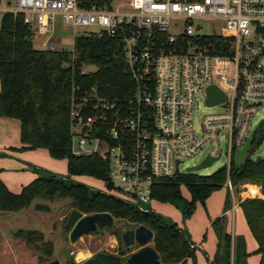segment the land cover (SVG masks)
I'll list each match as a JSON object with an SVG mask.
<instances>
[{
	"label": "built area",
	"instance_id": "obj_1",
	"mask_svg": "<svg viewBox=\"0 0 264 264\" xmlns=\"http://www.w3.org/2000/svg\"><path fill=\"white\" fill-rule=\"evenodd\" d=\"M7 15L22 21L33 45L42 38L41 50L64 51L54 40L58 16L75 41L97 35L121 43L132 84L126 95L113 98L73 81L70 102L73 153L108 163L107 194L153 211L144 205L153 202L154 183L181 173L205 149L207 157L227 156L234 194L231 165L248 139L241 163L254 144L250 132L264 102V0H15L14 6L0 0V67ZM201 19L224 20L228 34H200ZM214 38L224 42L214 45ZM69 53L74 64L75 45ZM86 69L81 74L91 73ZM212 86L227 101L209 108L225 106L224 112L196 126L200 98L206 103Z\"/></svg>",
	"mask_w": 264,
	"mask_h": 264
},
{
	"label": "trees",
	"instance_id": "obj_2",
	"mask_svg": "<svg viewBox=\"0 0 264 264\" xmlns=\"http://www.w3.org/2000/svg\"><path fill=\"white\" fill-rule=\"evenodd\" d=\"M31 35L19 18L6 16L1 29L0 117L20 121L22 150L46 149L52 158L66 159L70 177L38 174L37 179L18 194L10 191L0 179V213H18L35 202L68 200L74 202L76 209L84 215L108 213L129 226L148 227L154 233L152 246L161 255L163 264H187L188 259L195 258V249L187 234L176 224L167 222L153 211L141 212L112 195L71 179L91 176L112 189L108 163L98 156L84 157L73 153L70 102L73 81L87 87L97 86L104 95L113 98L126 95L132 84L125 73L126 59L121 43L106 36L78 37L75 41L77 60L73 64L67 51L36 49L30 41ZM223 42L222 38L211 39L214 45ZM65 65L68 68H64ZM91 66L96 67V71L81 74L84 67ZM230 181L234 189L240 183L258 184L264 193V159L257 163L247 158L240 165L233 161ZM227 182V170H218L210 176L177 173L171 179L154 183L152 200L177 203L184 215L190 217L198 203L205 205L213 193L227 187ZM182 187L188 189L190 201L183 197ZM244 189L243 197L262 195L257 185L247 184ZM240 206L258 243L256 253L261 255L260 264H264V199H246ZM115 229L112 232L118 235L119 230ZM14 236L29 245L44 238L36 230L23 229ZM219 250L218 264H248L250 254L242 236L232 238L226 234L224 241H220Z\"/></svg>",
	"mask_w": 264,
	"mask_h": 264
},
{
	"label": "rangeland",
	"instance_id": "obj_3",
	"mask_svg": "<svg viewBox=\"0 0 264 264\" xmlns=\"http://www.w3.org/2000/svg\"><path fill=\"white\" fill-rule=\"evenodd\" d=\"M4 2H11L12 6L15 4V0H3ZM2 3V2H1ZM203 30L200 34L212 35L228 34L226 22L221 19H201L200 20ZM78 33H82V29L78 30ZM54 40L58 44L59 50L71 52L75 45V37L73 28L65 25L60 16L57 17L56 33ZM34 47L36 49H42V38L36 36L34 39ZM88 72L96 71V67H87ZM225 106H218L216 108H209L205 104V97L200 98L199 107L194 117L195 125H199L204 116L213 113L224 112ZM0 117V124H4ZM14 123V121H11ZM0 125V130L3 126ZM9 131L0 133V171L8 174V184L12 189L21 191L22 187L29 185L36 180L38 174H53L58 177H70L68 174V165L66 159H54L48 156L45 151L38 152H26L20 147L21 143V127L9 125ZM250 137L255 140L251 146L247 158L256 161L258 157L264 159V102L258 115L254 117L253 125L250 132ZM224 145V141H221ZM36 151V150H35ZM208 150L205 149L194 160H188L184 165H181V173L186 172L187 168L194 165H199L207 157ZM228 162L227 156L224 154L222 159L217 161L210 168L204 169L197 174L201 176H210L220 167ZM90 189L108 192L106 184L91 176H80L71 178ZM251 185H258L247 183ZM247 184H238L237 188L233 190L236 196L246 191L244 187ZM225 191L217 192L214 195V199L206 202L205 205L198 203L197 209L190 216L184 215L182 207L174 202L162 203L159 201H153L151 204L144 205L145 208L153 210L169 223L176 224L178 227L186 229L191 235L192 232L199 231L202 233V226H206V223L212 221L211 214L217 210L216 203L220 204L224 200L233 195L228 191L227 187ZM14 193V192H13ZM181 193L183 197L190 201L191 196L187 188L182 187ZM216 198V199H215ZM257 198V197H254ZM233 201V199H231ZM216 202V203H215ZM36 203V202H35ZM35 203L33 205H35ZM53 211L51 213L36 212L31 206L29 209H25L18 213H0V264H48L51 261L59 260L61 264H68L69 261L72 264H82L93 258L98 253L117 254L125 253L122 249L121 232L125 227H131L123 221H117L116 229L119 230L118 235L112 231L103 230L99 234H92L82 237L76 243H71L69 236H66V232L63 231V227L66 224V219L70 214L72 207L71 202L65 200L60 203H47ZM215 203V204H214ZM226 207V203H224ZM232 206L230 202L228 207ZM224 209V208H223ZM226 209V208H225ZM214 221V220H213ZM34 230L37 229L40 234L44 236L42 241H37L32 245L26 243L23 239H18L14 236L18 230ZM115 229V230H116ZM191 229V230H190ZM70 235V234H68ZM203 238V236H201ZM52 244L55 252L53 256L47 254L49 247ZM68 247L72 253L68 259L64 258L58 253L62 247ZM82 253L85 258L83 260H77V255ZM68 261V262H67Z\"/></svg>",
	"mask_w": 264,
	"mask_h": 264
},
{
	"label": "water",
	"instance_id": "obj_4",
	"mask_svg": "<svg viewBox=\"0 0 264 264\" xmlns=\"http://www.w3.org/2000/svg\"><path fill=\"white\" fill-rule=\"evenodd\" d=\"M64 68H68L67 65ZM227 101V96L217 87L212 86L207 90L206 105L208 107H214L223 104ZM252 140L248 139L245 147L235 155L234 162L236 165H240L244 156L247 153ZM263 158L258 157L256 162L259 163ZM219 158H212L208 156L199 165L187 168L186 173H197L204 169L213 166ZM227 165H223L218 170H226ZM70 206L73 208L68 215L67 222L64 226V231L70 233L71 243H76L82 237L98 234L104 229L112 231L116 228L117 220L108 213H95L84 215L82 212L76 209V204L72 202ZM34 210L40 213H51L53 208L48 204L42 202H36ZM227 234V226L224 225L222 241ZM154 233L146 226L139 227H125L121 232V242L123 250L128 255L125 260L124 257L115 254L98 253L93 258L87 260L83 264H163L161 255L153 248L152 241ZM139 247V250H135ZM61 254L68 257L70 249L63 247ZM221 254V260H222ZM49 264H60L58 260H54Z\"/></svg>",
	"mask_w": 264,
	"mask_h": 264
},
{
	"label": "crops",
	"instance_id": "obj_5",
	"mask_svg": "<svg viewBox=\"0 0 264 264\" xmlns=\"http://www.w3.org/2000/svg\"><path fill=\"white\" fill-rule=\"evenodd\" d=\"M2 119H5L3 121L6 122H3L4 123L3 125L0 124L3 126L2 130H0V133H5V131L8 132L9 125H13L15 126V128L21 127V123L18 120L9 119V118H2ZM11 121H14V123H12ZM20 147L21 148L23 147L22 143H20ZM31 151L34 152L45 151L48 154V156L50 155L46 149H37L36 151L27 150L26 152H31ZM62 178H66V177H62ZM0 179L6 184V186L9 188L10 191L16 194L20 193L23 190V188L27 186V185L23 186L20 192L19 190L16 191L12 189L11 186L8 184L9 179H8V174L6 172L1 173L0 171ZM257 186L260 188V191L262 193V195L257 196V198L264 199V193L262 187L260 185ZM225 188H223L220 191H225L226 190ZM227 189L229 192H231L228 187ZM217 192L213 193V195L206 202L208 203V201L214 199L213 197ZM232 195L233 198L229 196L226 202L224 200H222L223 202L220 204L215 202L217 206V210L211 214L213 218L212 221L206 223V226H202V233H200L199 231L193 232L190 229L192 232V234L190 235L186 229L179 227L187 234L192 244V247L195 249V258L188 259L187 264H218L220 241L223 236L224 225L227 226V234L232 236V238H235L237 236H242L245 239L247 245V252L250 254V257L248 258V264H260L261 255H258L256 253L259 248L258 243L255 240L253 233L251 232V229L246 221L243 210L240 206L241 202H243L244 200L254 199V197L252 196L243 197L242 193L239 196H236L233 193ZM231 199H233V201H231ZM230 202H232V206L228 207ZM224 203L227 204L226 207ZM218 219H222L221 222L217 224H213ZM34 230L38 231L37 229ZM201 236H203V238H201Z\"/></svg>",
	"mask_w": 264,
	"mask_h": 264
},
{
	"label": "flooded vegetation",
	"instance_id": "obj_6",
	"mask_svg": "<svg viewBox=\"0 0 264 264\" xmlns=\"http://www.w3.org/2000/svg\"><path fill=\"white\" fill-rule=\"evenodd\" d=\"M33 207H32V210H33V208H34V205H32ZM73 209V208H72ZM72 211V210H71ZM68 218V217H67ZM66 222H67V219H66ZM104 230H106V229H104ZM63 231H64V227H63ZM65 232V231H64ZM102 232V231H101ZM100 233V232H99ZM98 233V234H99ZM66 234V236H69V240H70V235H68V234H70V233H65ZM71 242V241H70ZM122 243V242H121ZM52 246V247H51ZM48 247H49V250H48V252H47V254H49V256L51 257V256H53V254H54V252H55V249H54V246L51 244V245H48ZM51 247V248H50ZM65 247V246H64ZM63 248V247H62ZM62 248L58 251V253L60 254V255H62L64 258H66V259H68L69 258V256L71 255V254H73L72 253V251H71V249H70V254H69V256L68 257H65L63 254H61V251H62ZM122 249H123V247H122ZM139 249V247H136L135 248V250H138ZM123 252H125L124 250H123ZM115 255H118V256H122V257H124L125 258V260L128 258V255L126 254V252H125V254H123V253H117V254H115ZM59 261V260H58ZM51 262H53V261H51ZM51 262H49V263H51ZM60 262V261H59ZM68 262V261H67ZM84 262H86V261H84ZM83 262V263H84ZM48 263V264H49ZM82 263V264H83ZM60 264H61V262H60ZM68 264H72V262L71 261H69L68 262Z\"/></svg>",
	"mask_w": 264,
	"mask_h": 264
},
{
	"label": "bare ground",
	"instance_id": "obj_7",
	"mask_svg": "<svg viewBox=\"0 0 264 264\" xmlns=\"http://www.w3.org/2000/svg\"><path fill=\"white\" fill-rule=\"evenodd\" d=\"M84 258L85 256L82 253L77 255V260H83Z\"/></svg>",
	"mask_w": 264,
	"mask_h": 264
}]
</instances>
